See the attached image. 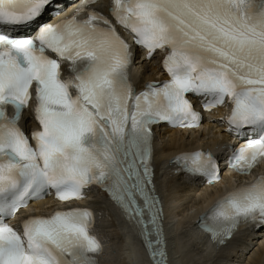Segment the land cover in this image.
<instances>
[{"label":"snow or ice","instance_id":"6c2138e0","mask_svg":"<svg viewBox=\"0 0 264 264\" xmlns=\"http://www.w3.org/2000/svg\"><path fill=\"white\" fill-rule=\"evenodd\" d=\"M95 2L80 0L35 36L0 31V264H100L89 208L29 216L19 228L5 222L33 199L83 200L93 186L123 210L152 264H169L153 129L197 126L203 116L189 96L207 111L231 106L221 122L247 143L230 167L246 173L264 161V0H112L115 24ZM49 7L62 10L53 0H0V29L25 27ZM117 24L146 59L164 53L169 79L136 89L132 45ZM33 104L40 128L30 138L20 121ZM175 161L209 183L220 179L210 150ZM200 223L219 244L241 224L264 226V175L221 197Z\"/></svg>","mask_w":264,"mask_h":264},{"label":"bare ground","instance_id":"6f19581e","mask_svg":"<svg viewBox=\"0 0 264 264\" xmlns=\"http://www.w3.org/2000/svg\"><path fill=\"white\" fill-rule=\"evenodd\" d=\"M69 11L65 9L60 16ZM160 69L156 60L143 55L137 57L133 71L135 84L140 89L149 81H158ZM225 111L226 107H219L214 111L217 121H208L197 129L155 130L154 187L163 204L169 264H264V226L243 224L221 246L210 243L204 231L197 227L200 213L212 204L223 187L231 186L235 175L225 173L214 185L195 186L182 178L183 172L172 162L177 153L199 148L213 149L220 156L231 139L220 119ZM29 117H32L31 108L25 113L28 121ZM90 205L95 208L97 230L107 248L102 264H152L134 228L105 192L93 191ZM54 206L52 200L44 199L30 204L21 214L47 213Z\"/></svg>","mask_w":264,"mask_h":264}]
</instances>
